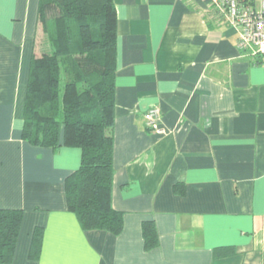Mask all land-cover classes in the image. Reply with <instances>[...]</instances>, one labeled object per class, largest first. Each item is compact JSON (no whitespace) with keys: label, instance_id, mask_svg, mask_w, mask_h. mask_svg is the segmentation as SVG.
<instances>
[{"label":"crops","instance_id":"obj_1","mask_svg":"<svg viewBox=\"0 0 264 264\" xmlns=\"http://www.w3.org/2000/svg\"><path fill=\"white\" fill-rule=\"evenodd\" d=\"M113 1L115 235L68 207L82 148L23 138L31 61L48 49L41 0H0V209L24 212L12 264H264V56L240 52L210 0ZM153 106L164 134L146 126ZM149 221L159 243L147 250Z\"/></svg>","mask_w":264,"mask_h":264},{"label":"trees","instance_id":"obj_2","mask_svg":"<svg viewBox=\"0 0 264 264\" xmlns=\"http://www.w3.org/2000/svg\"><path fill=\"white\" fill-rule=\"evenodd\" d=\"M48 49L34 56L24 103L23 138L37 147H80L82 165L65 182L68 207L87 231L120 234L123 214L112 206L117 75V12L113 0H41ZM47 48V47H46ZM23 210L0 209V264H12ZM145 248L158 245L154 221L143 224ZM43 229L30 252L36 261Z\"/></svg>","mask_w":264,"mask_h":264},{"label":"built area","instance_id":"obj_3","mask_svg":"<svg viewBox=\"0 0 264 264\" xmlns=\"http://www.w3.org/2000/svg\"><path fill=\"white\" fill-rule=\"evenodd\" d=\"M208 15L218 25L227 24L238 32L240 52H252L254 58L264 56V0H210ZM158 106L145 112V123L151 130L165 133L160 125Z\"/></svg>","mask_w":264,"mask_h":264}]
</instances>
